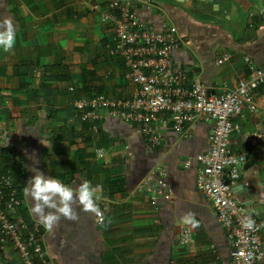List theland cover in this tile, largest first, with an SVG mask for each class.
Listing matches in <instances>:
<instances>
[{"label":"crops","instance_id":"0c3cea01","mask_svg":"<svg viewBox=\"0 0 264 264\" xmlns=\"http://www.w3.org/2000/svg\"><path fill=\"white\" fill-rule=\"evenodd\" d=\"M93 1L0 0V18L11 17L17 28L14 48L0 51V171L12 172L21 190L27 218L20 216L39 226L48 264H234L227 233L196 184L192 158L209 149L210 121L179 134L170 114L160 112L155 124L162 142L153 147L140 123L81 118L79 98L124 100L137 92L116 50L115 22H103L90 9ZM153 1L164 14L141 9L140 16L158 28L166 19L176 26L174 60L187 74L186 86L198 76L211 92L232 88L250 73L246 56L264 69V0ZM226 53L231 57L218 64ZM255 100L258 109L245 111L230 146L247 152L233 193L259 222L264 247V83ZM107 112L99 110L104 117ZM34 169L73 186L81 178L99 184L100 215L77 208L78 220L61 219L46 232L23 196ZM158 169L167 171L170 200H153L140 188L143 177ZM188 211L199 228L181 221ZM184 230L192 241H182ZM7 252L0 249V264H15Z\"/></svg>","mask_w":264,"mask_h":264},{"label":"built area","instance_id":"2783aa9c","mask_svg":"<svg viewBox=\"0 0 264 264\" xmlns=\"http://www.w3.org/2000/svg\"><path fill=\"white\" fill-rule=\"evenodd\" d=\"M90 9L98 11L103 22H115L116 50L122 55L126 77L137 87L133 98L113 100L104 94L79 98L75 106L83 120L96 121L108 116L142 125L144 136L151 146L162 142L156 116L170 114L175 132L190 134L201 120L210 121L209 149L192 159L198 162L196 184L208 198L223 225L231 246L234 264H261L264 247L259 222L248 208L238 201L233 189L240 177V168L247 161V152H235L230 146L231 136L241 130L245 111L258 109L255 97L264 83V69L250 57H245L249 75L235 86L222 92H211L198 76L189 86L185 70L177 68L174 54L180 49L178 30L168 19L158 28L154 22L140 16L163 9L153 0H94ZM231 57L226 53L218 60ZM106 109L107 115L99 114ZM98 126L95 125L96 129ZM102 155L104 150H98ZM184 161L188 167L191 160ZM167 171L146 174L140 188L151 191V198L170 200L166 184ZM24 200L15 186L12 172L0 171V249L9 250L8 260L15 264H48V251L39 226H30L20 216ZM254 221L251 229L244 226L246 218ZM102 220V218H100ZM183 242L193 240L190 230H184Z\"/></svg>","mask_w":264,"mask_h":264},{"label":"clouds","instance_id":"9594fccd","mask_svg":"<svg viewBox=\"0 0 264 264\" xmlns=\"http://www.w3.org/2000/svg\"><path fill=\"white\" fill-rule=\"evenodd\" d=\"M17 40V28L11 17L0 18V51H11ZM34 175L28 179L23 188V196L30 201L29 213L33 215L46 232L51 233L61 219L76 221L79 218L77 208L83 212L100 215L98 203L102 199L100 185L93 184L86 178L74 185L65 183L57 176L45 175L39 169H34ZM181 221L192 228H199L200 222L192 211L181 216ZM251 229L254 221L249 217L243 222Z\"/></svg>","mask_w":264,"mask_h":264},{"label":"trees","instance_id":"16d2710c","mask_svg":"<svg viewBox=\"0 0 264 264\" xmlns=\"http://www.w3.org/2000/svg\"><path fill=\"white\" fill-rule=\"evenodd\" d=\"M18 191H19V193L21 192V190H18ZM20 196H21V194H20ZM20 212L23 213V216L26 219L27 218V209L25 206H20Z\"/></svg>","mask_w":264,"mask_h":264},{"label":"water","instance_id":"95a60500","mask_svg":"<svg viewBox=\"0 0 264 264\" xmlns=\"http://www.w3.org/2000/svg\"><path fill=\"white\" fill-rule=\"evenodd\" d=\"M220 8H222V6H220Z\"/></svg>","mask_w":264,"mask_h":264}]
</instances>
